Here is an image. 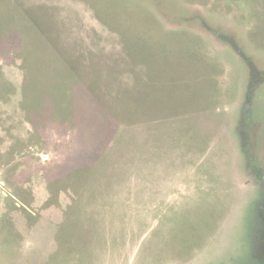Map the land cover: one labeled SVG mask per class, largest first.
Segmentation results:
<instances>
[{"label":"rangeland","instance_id":"obj_1","mask_svg":"<svg viewBox=\"0 0 264 264\" xmlns=\"http://www.w3.org/2000/svg\"><path fill=\"white\" fill-rule=\"evenodd\" d=\"M0 264H264V0H0Z\"/></svg>","mask_w":264,"mask_h":264}]
</instances>
